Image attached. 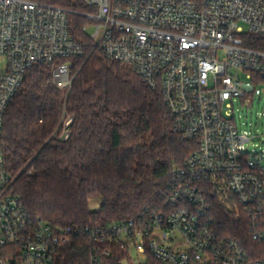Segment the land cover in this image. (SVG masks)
I'll use <instances>...</instances> for the list:
<instances>
[{"label": "built area", "instance_id": "obj_1", "mask_svg": "<svg viewBox=\"0 0 264 264\" xmlns=\"http://www.w3.org/2000/svg\"><path fill=\"white\" fill-rule=\"evenodd\" d=\"M84 28L111 61L130 66L161 92L172 131L195 144L172 170L162 204L106 226H80L91 243L90 264H110V245L162 264H264L216 227L212 201L244 222L264 245V149L238 130L232 101L264 82V0H83ZM82 46L70 35L68 12L37 0H0V133L24 76L55 65L53 83L67 92V63ZM70 119L65 125L70 123ZM67 138V134L64 139ZM13 179L0 150V264H55L69 241L66 229L33 219L12 194ZM127 263L126 261L122 264Z\"/></svg>", "mask_w": 264, "mask_h": 264}, {"label": "trees", "instance_id": "obj_2", "mask_svg": "<svg viewBox=\"0 0 264 264\" xmlns=\"http://www.w3.org/2000/svg\"><path fill=\"white\" fill-rule=\"evenodd\" d=\"M68 12L70 35L83 48L67 63L71 87L53 83L55 65L26 73L10 103L0 133L12 194L33 219L66 229L55 264H90L91 243L75 233L80 226H106L132 219L162 204L172 170L195 149L172 131V117L161 92L151 90L134 70L108 60L84 30L90 12L83 0H37ZM247 45L263 50L261 39ZM70 119V123L65 122ZM67 134V138L64 136ZM98 199L96 210L90 202ZM216 227L239 241L250 259L264 256V245L252 240L244 222L212 201ZM110 264L128 262L118 245L107 248ZM145 264H162L151 255Z\"/></svg>", "mask_w": 264, "mask_h": 264}, {"label": "rangeland", "instance_id": "obj_3", "mask_svg": "<svg viewBox=\"0 0 264 264\" xmlns=\"http://www.w3.org/2000/svg\"><path fill=\"white\" fill-rule=\"evenodd\" d=\"M87 26V25H86ZM93 33V28L88 27L87 34ZM233 117L237 128L242 133L253 137L248 148L256 150L264 149V82L256 83L254 91L246 94L244 98L232 101ZM100 204L98 199L90 202V209L96 210ZM146 259L137 258L132 255L124 264H145Z\"/></svg>", "mask_w": 264, "mask_h": 264}]
</instances>
